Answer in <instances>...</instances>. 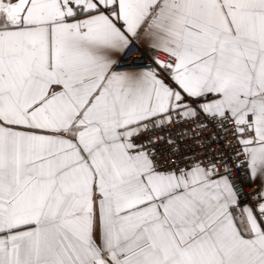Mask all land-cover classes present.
Segmentation results:
<instances>
[{"label": "snow or ice", "instance_id": "snow-or-ice-1", "mask_svg": "<svg viewBox=\"0 0 264 264\" xmlns=\"http://www.w3.org/2000/svg\"><path fill=\"white\" fill-rule=\"evenodd\" d=\"M0 264H264V0H0Z\"/></svg>", "mask_w": 264, "mask_h": 264}]
</instances>
